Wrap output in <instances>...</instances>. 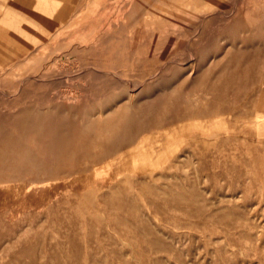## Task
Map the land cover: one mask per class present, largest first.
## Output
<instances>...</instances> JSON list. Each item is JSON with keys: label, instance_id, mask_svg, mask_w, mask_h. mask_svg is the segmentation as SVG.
<instances>
[{"label": "rangeland", "instance_id": "1", "mask_svg": "<svg viewBox=\"0 0 264 264\" xmlns=\"http://www.w3.org/2000/svg\"><path fill=\"white\" fill-rule=\"evenodd\" d=\"M0 264H264V0H0Z\"/></svg>", "mask_w": 264, "mask_h": 264}]
</instances>
